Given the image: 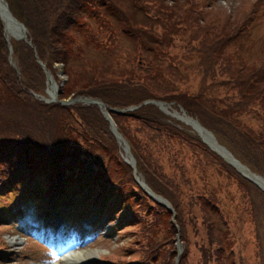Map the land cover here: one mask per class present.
I'll return each instance as SVG.
<instances>
[{
    "label": "trees",
    "instance_id": "1",
    "mask_svg": "<svg viewBox=\"0 0 264 264\" xmlns=\"http://www.w3.org/2000/svg\"><path fill=\"white\" fill-rule=\"evenodd\" d=\"M8 1L13 13L27 26L33 45L12 39L18 72L10 61L11 51L0 18V194L9 193V184L15 179L29 180L27 174L31 178L39 175L45 185L51 184V191L58 190L56 182L60 183V177L79 166L83 147L88 153L99 146L106 148L102 149L104 153H117L116 138L97 105L46 103L31 93H43L46 87V74L38 57L55 75L54 64H64L68 79L61 86L60 98L88 95L119 108L148 98L175 101L233 137L232 141L227 140L228 146L254 168L245 151L238 152L234 146H242L244 139L250 145H259L258 141L264 139L237 121L241 114L253 110L264 114V57L248 41L254 28L264 24V0H240L238 17L228 15L224 22L220 16L215 20L212 0ZM261 36L264 38V33ZM251 43H257L256 39ZM241 52L250 53L245 56ZM193 57H200L199 64L206 66L204 83L197 93L179 86L181 80L191 79ZM220 60L219 66L225 63L224 72L216 66ZM217 68L223 74H217ZM160 80L171 88L160 87ZM218 101L223 104L222 109L218 108ZM112 116L135 153H141L139 146L123 127L130 118L157 133L164 130L169 137L180 136L195 150L189 126L153 104L125 113L112 112ZM186 180L195 190V182ZM199 195L188 200L189 216H182L179 209L178 218L185 232L196 202L203 209L209 207ZM215 201L213 197V209L219 212ZM149 208L151 205H144L146 212ZM158 224L151 231L164 229V223ZM167 224V235L155 245L160 250L161 264L168 259L170 264L176 253L177 229L173 223ZM212 239L218 245V259L211 260L205 249L201 262L222 264L219 246L225 244L224 239L215 233ZM167 247L174 249L172 255ZM231 259L225 264H235L234 255ZM191 261L182 257V264Z\"/></svg>",
    "mask_w": 264,
    "mask_h": 264
},
{
    "label": "rangeland",
    "instance_id": "2",
    "mask_svg": "<svg viewBox=\"0 0 264 264\" xmlns=\"http://www.w3.org/2000/svg\"><path fill=\"white\" fill-rule=\"evenodd\" d=\"M239 1L240 0H216L215 4L213 6L214 14H216L215 20L216 21L219 20L218 16H220V18L223 19V22H224V21H226L228 15H230L231 18L232 17L237 18L239 15V13L237 12V5H238ZM212 20L214 21V18ZM235 27H234V29H235ZM263 32H264V30L258 29L257 36L254 37L256 39L257 43L249 42V46H252L255 52L259 51L258 54L261 55V57H264L263 56L264 54L262 53V52H264V38L261 36V34ZM241 53L245 54V56L246 55L249 56L250 52H241ZM199 61H200V57H193L192 58V66H191V71H190L191 79L186 80L187 78H185V79L181 80V81H184V80L187 81V82L184 81V82L179 83V86L182 89L197 93V91L200 89L201 85L204 83L203 74L206 71V66L200 65ZM220 62H222V61L220 60L216 64V66H218L224 72L226 69H223L222 67L225 66V63L222 66H219ZM61 67H62V65H57L58 69L56 70V77H57V81L59 84H61L60 82H62V80L64 78V76L61 73H59L62 71ZM219 68H217L215 71L217 74L221 75V74H223V72L220 71ZM226 74H227V72H226ZM177 80H180V79H177ZM163 85L170 86L168 84H163ZM227 87L233 89L232 86H227ZM234 87H235L234 89L239 90L238 86L234 85ZM223 89L224 88H221L220 91H223ZM71 96H73V95H71ZM67 98H69V97H67ZM253 112L258 114L257 111H255V110ZM244 122L247 124V126L259 127V131L264 128V118L262 115H261V117L259 115H257L256 117H249ZM125 125L129 129V131H132L134 128V123L130 119L125 121ZM210 171L213 173L212 174V180H210V183H211L210 188L221 189L220 185H224L223 195L230 197L231 200L234 199V194H236V193L238 195L240 194V191L237 188V185L235 183H231L230 180L226 181L222 177L215 174L213 168H210ZM169 173H171V172L169 171ZM188 175L194 176V175H196V171L190 172ZM7 200L9 202L12 201V199H7ZM0 205H4V201H1ZM7 223L8 222L2 223L0 221V237H4L5 239H7L9 241V243L12 245L13 250H18L20 247H24L25 245H27V249L21 254V256H22L21 259H24L23 257L31 254L34 257V259L33 260L29 259L28 262H30V261L34 262L35 261V264H45L42 261L44 256L38 255L40 248L35 245V242L33 240H28L27 238L21 236L17 232H12V227L8 226ZM248 226H249V222H247V221L244 222L243 230H242L244 233H245L246 228ZM193 231H195V229H193ZM247 237H249L248 233H247ZM191 238L193 241L197 240V238L195 236H192ZM251 238H253V235L251 236ZM132 239H133L132 236H130L128 239H123V238L117 239V236H114L113 238L110 237L108 239L97 240L94 243L90 244V249L96 251V255L89 257L87 259H84L83 263H92L96 259H99V257L101 255L109 254V252L112 248L122 247L123 245H126V244L127 245L130 244V246H132L135 243V241ZM234 242H235V244L241 243V241H234ZM243 242H244V245L249 246L248 253L251 257H253L252 249H253V247L255 249V246L250 245L249 239L243 240ZM41 250L44 251V253H45V248L44 249L41 248ZM46 252H47V250H46ZM11 256L13 257V255H11ZM14 259H18V256H16ZM57 262H61V259L57 260ZM79 262H81V261H79Z\"/></svg>",
    "mask_w": 264,
    "mask_h": 264
},
{
    "label": "water",
    "instance_id": "3",
    "mask_svg": "<svg viewBox=\"0 0 264 264\" xmlns=\"http://www.w3.org/2000/svg\"><path fill=\"white\" fill-rule=\"evenodd\" d=\"M0 15L3 17V20L5 21L6 28L9 34H13L16 37L19 38H25L26 37V27L22 22H20L16 17L13 16L12 12L10 11L8 7V3L6 0H0ZM9 21V22H8ZM51 79V76H49ZM57 97V96H55ZM57 99V98H56ZM87 102V103H98L100 105H104V103L99 99L94 98H87V97H77V98H70L68 100H63V103H72V102ZM164 104V102H162ZM108 117L109 114L107 113ZM237 161V160H236ZM237 163H240L237 161ZM245 170L254 178H258L254 173H252L248 168L245 167ZM263 182V181H262ZM264 184V183H263Z\"/></svg>",
    "mask_w": 264,
    "mask_h": 264
},
{
    "label": "bare ground",
    "instance_id": "4",
    "mask_svg": "<svg viewBox=\"0 0 264 264\" xmlns=\"http://www.w3.org/2000/svg\"><path fill=\"white\" fill-rule=\"evenodd\" d=\"M53 88V93L54 95L56 96L58 94V88L56 87V85H54L53 87V83L51 84L50 86V90H52ZM72 253V252H71ZM71 253H66L65 256H68L70 255ZM96 255V251L94 250H89V249H84V250H80V251H74L72 254H71V258H69V264H74L73 262L76 261V260H83V259H87L89 257H92Z\"/></svg>",
    "mask_w": 264,
    "mask_h": 264
}]
</instances>
